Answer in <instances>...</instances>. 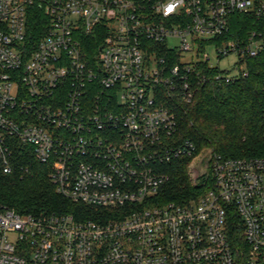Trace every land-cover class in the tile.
<instances>
[{
    "label": "built area",
    "instance_id": "1",
    "mask_svg": "<svg viewBox=\"0 0 264 264\" xmlns=\"http://www.w3.org/2000/svg\"><path fill=\"white\" fill-rule=\"evenodd\" d=\"M34 2L49 21L35 45ZM237 13L259 26L225 40ZM263 49L264 0H0V171L29 151L57 194L97 218L0 207V264H264V157L197 151L176 137L175 112L205 70L232 84ZM180 159L205 192L161 205L165 169ZM233 227L245 246H233Z\"/></svg>",
    "mask_w": 264,
    "mask_h": 264
},
{
    "label": "trees",
    "instance_id": "2",
    "mask_svg": "<svg viewBox=\"0 0 264 264\" xmlns=\"http://www.w3.org/2000/svg\"><path fill=\"white\" fill-rule=\"evenodd\" d=\"M27 15L28 38L35 45L45 35L49 21L36 2L27 6ZM231 19L225 40L243 38L259 26L249 15L237 13ZM87 43L85 52L93 58L99 40L91 36ZM245 63L248 77L232 84L214 80L216 71L205 70L210 79L197 84L193 102L178 103L175 109L179 140L191 141L197 151L210 149L225 158L264 157V49ZM17 156L13 174L0 171V207L20 215L71 214L78 220L97 221L94 209L74 204L55 192L48 165L39 163L29 151L19 149ZM188 164L189 159H180L166 167L168 180L159 190V204L184 205L205 192L191 183ZM229 237L233 246H245L241 227L229 228Z\"/></svg>",
    "mask_w": 264,
    "mask_h": 264
},
{
    "label": "rangeland",
    "instance_id": "3",
    "mask_svg": "<svg viewBox=\"0 0 264 264\" xmlns=\"http://www.w3.org/2000/svg\"><path fill=\"white\" fill-rule=\"evenodd\" d=\"M208 54H209V56H211V58L213 60V58H214L213 52L211 50H208ZM235 59H236L235 56H229V57L225 58L221 63V67H224L227 65L230 66V64L234 63Z\"/></svg>",
    "mask_w": 264,
    "mask_h": 264
}]
</instances>
